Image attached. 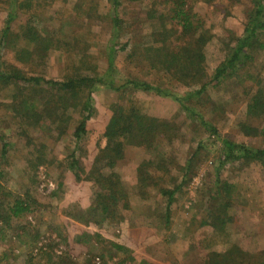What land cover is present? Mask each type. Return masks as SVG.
Listing matches in <instances>:
<instances>
[{"label": "rangeland", "instance_id": "1", "mask_svg": "<svg viewBox=\"0 0 264 264\" xmlns=\"http://www.w3.org/2000/svg\"><path fill=\"white\" fill-rule=\"evenodd\" d=\"M26 1L33 7L29 14L19 5ZM119 2L121 24L114 32L109 0H18L16 17L10 22L12 32L18 33L26 18L34 14V26L52 40L53 46H49L43 58H36L35 64L24 65L16 61L10 47L3 48L0 44V59L31 74L58 81L74 73L96 71L102 75L107 69L111 43L117 48L113 61L116 83L139 78L183 94L188 87L148 70L147 61L128 57L133 43L140 47L153 43L159 24L169 20L172 0ZM187 3L194 21L200 23L199 32L208 38L205 63L207 74H211L223 57V43L242 34L250 1L187 0ZM8 12L9 0H0V38ZM161 14L164 19L159 21ZM125 42L127 46L120 49ZM263 65L264 50H261L250 72L257 76ZM248 84L240 76L216 89L208 88L204 96L190 103L185 101L190 108L185 111L177 101L164 95L142 90L116 91L95 83L94 121L100 120L104 106L131 102L141 112L167 119L175 127L169 135L172 141L163 140L156 148L125 146L114 170L127 192L122 193L124 197L120 195L115 206L112 204L116 214L100 224L79 220L90 217L85 211L95 199L96 187L90 181L77 182L66 169L74 148L72 131L78 113L73 112V119L69 120L73 123L61 137L52 130L50 134L43 133L38 127L29 126L32 139L29 142L18 133V121L5 108L10 92L1 91L0 87V136L2 132L8 144L3 155L0 140V264H204L210 253L212 258L214 253L222 256L234 247H239L242 253L237 256L233 253L231 258L224 257V261L238 257L241 262H250L246 259L259 253L264 255V167L259 162H236L217 169L221 143L198 123L203 118L216 128L219 137L264 147V135H245L239 129V122L247 118ZM64 114L67 116L69 111ZM250 121L254 126H263L258 118ZM98 145L104 146L105 139H99ZM40 154L46 161L33 168L31 160L35 161ZM191 156L194 159L190 169H186ZM149 159L161 165L155 174L157 188L145 183L142 188L138 182L137 167ZM83 164L89 170V162L84 160ZM217 177L233 185V192L227 209L230 220L215 222L213 226L210 217L215 208L223 211L227 198L224 192L220 197L215 194ZM180 183L171 203L170 223L166 228L160 227L165 198L158 190L172 189ZM20 197L32 200L31 211L1 223V214L7 213L13 200ZM222 215L225 216L224 212ZM113 244L127 246L129 251L125 253Z\"/></svg>", "mask_w": 264, "mask_h": 264}, {"label": "trees", "instance_id": "2", "mask_svg": "<svg viewBox=\"0 0 264 264\" xmlns=\"http://www.w3.org/2000/svg\"><path fill=\"white\" fill-rule=\"evenodd\" d=\"M249 1L250 8L247 11L242 34L237 37H229L223 43V57L211 74H207L205 63L204 47L208 38L203 32H199L200 23L194 21L187 0H172V6L168 10L170 12L169 20L166 19L167 22L159 24L152 44L144 47H140L137 42L132 44L128 54L129 59L134 60L137 57L142 61H147L148 70L164 74L171 82L183 84L189 89L197 86L193 90L187 89L183 94H175L171 89L163 87L162 84H154L139 78H126L122 83H116L113 76V61L117 48L115 44L111 43L107 50V69L102 75L97 74L96 71L92 74L74 73L60 81L31 74L24 68L10 64L1 57V91L8 90L10 92L5 108L14 115L18 121V128H20L18 133L24 135L27 141L32 142L28 133L29 126L38 127L39 131H43V133L46 131L50 134L52 130L57 133L58 137H61L67 133L73 123L69 121L73 119V112L78 113L72 131L74 148L70 153L66 169L72 172L77 182H92V185L96 187L95 192H97L92 205L85 211L90 217L84 220L79 218V220L85 223L100 224L107 217L116 214L112 209V204L115 206L120 195L124 197L122 193L127 191L114 170V166L116 161L122 158L125 146L130 144L144 146L147 149L156 148L163 140L172 141L169 135L174 127L173 123L167 119L156 118L141 112L131 102L128 105L111 103L104 106L100 120L94 121L96 100L92 88L95 83H101L116 91L142 90L164 95L177 101L186 111L190 108L185 101L190 103L194 98L204 96L208 92V88L216 89L226 81L242 76L250 84L247 86V118L239 122V129L245 135H264V65L261 73L257 76L250 72L256 54L264 50V0ZM109 2L111 5L110 21L112 29L116 32L121 24L118 12L120 2L119 0H109ZM19 5H21V10L27 11L28 14L33 9L30 1L20 2ZM17 6L18 0H9V12L1 34L0 44L3 48L7 46L12 49L17 62L24 65L35 64L36 58H43L46 55L44 52L49 46H53V42L50 38L44 37L40 29L38 30L37 26H34L36 21L34 14H30L26 18L25 24L20 26L18 33H13L10 22L16 17ZM163 15L168 17L167 13ZM163 15L159 16V21L164 19ZM170 37H174V39H169ZM179 39L182 42H174ZM126 46L127 42L119 47L124 49ZM66 111H69V114L64 116ZM191 115L196 117L194 113ZM255 118L260 119L263 126H254L250 120ZM198 123L209 129L221 143L217 169L225 164L236 162L243 164L259 162L264 167V147H252L245 143L219 137L216 128L203 118H200ZM99 139H105L104 146L98 145ZM0 140L1 153L4 155L7 152L8 144L5 142L2 132ZM87 141H89L88 144H86ZM199 146L200 142L198 148ZM42 157L40 154L36 160L34 159L35 161L31 160L33 168H37L46 161ZM193 159L194 156L188 159L186 169H190ZM84 160L89 162V170L85 168ZM160 166L152 159L144 160L138 165V182L141 187L145 183V186L153 185L157 188L155 174ZM180 186L181 183L172 189L161 188L158 190V193L165 198L164 214L161 216L163 221L160 222V227L166 228L170 223L171 203ZM232 186L218 177L215 181L217 197L222 196L224 192L227 198L223 211L221 208L214 209L210 217L212 219L210 223L213 226H216L215 222L222 223L230 220V216H227V209L230 206L229 196L230 192H233ZM31 202L32 200L28 197L15 198L8 208V212L1 214V223L29 213ZM223 212L225 216L222 215ZM113 245L125 253L129 251L127 246ZM241 251L239 247H234L224 252L222 256L219 253H214L213 258L210 253L204 264H222V262L227 264H264V255L261 253L257 257H250V260L246 259L250 262H241L238 257L233 261L223 260L224 257L231 258L233 253H236L237 256L242 253Z\"/></svg>", "mask_w": 264, "mask_h": 264}]
</instances>
